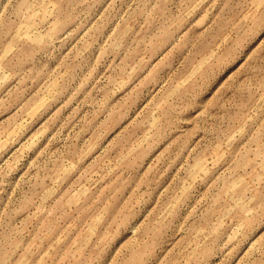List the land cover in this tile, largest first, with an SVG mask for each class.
Segmentation results:
<instances>
[{
  "label": "rangeland",
  "instance_id": "rangeland-1",
  "mask_svg": "<svg viewBox=\"0 0 264 264\" xmlns=\"http://www.w3.org/2000/svg\"><path fill=\"white\" fill-rule=\"evenodd\" d=\"M0 264H264V0H0Z\"/></svg>",
  "mask_w": 264,
  "mask_h": 264
}]
</instances>
